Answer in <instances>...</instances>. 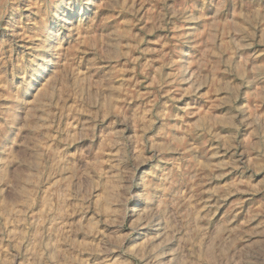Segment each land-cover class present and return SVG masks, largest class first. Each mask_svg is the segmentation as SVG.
<instances>
[{"label": "rangeland", "instance_id": "obj_1", "mask_svg": "<svg viewBox=\"0 0 264 264\" xmlns=\"http://www.w3.org/2000/svg\"><path fill=\"white\" fill-rule=\"evenodd\" d=\"M0 264H264V0H0Z\"/></svg>", "mask_w": 264, "mask_h": 264}, {"label": "bare ground", "instance_id": "obj_2", "mask_svg": "<svg viewBox=\"0 0 264 264\" xmlns=\"http://www.w3.org/2000/svg\"><path fill=\"white\" fill-rule=\"evenodd\" d=\"M89 2H90V0H89Z\"/></svg>", "mask_w": 264, "mask_h": 264}]
</instances>
